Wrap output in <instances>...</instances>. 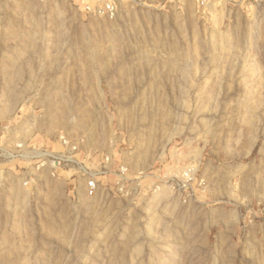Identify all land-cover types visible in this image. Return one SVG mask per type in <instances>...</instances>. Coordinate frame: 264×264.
<instances>
[{
	"label": "rangeland",
	"instance_id": "rangeland-1",
	"mask_svg": "<svg viewBox=\"0 0 264 264\" xmlns=\"http://www.w3.org/2000/svg\"><path fill=\"white\" fill-rule=\"evenodd\" d=\"M0 264H264V0H0Z\"/></svg>",
	"mask_w": 264,
	"mask_h": 264
},
{
	"label": "built area",
	"instance_id": "built-area-1",
	"mask_svg": "<svg viewBox=\"0 0 264 264\" xmlns=\"http://www.w3.org/2000/svg\"><path fill=\"white\" fill-rule=\"evenodd\" d=\"M111 9L112 8H111V6L109 4H105V7L104 8L103 7H97L95 9V13L102 14L103 12L108 11V10H111ZM110 14H112V13H110ZM61 139L63 140L64 138L62 137ZM63 142L66 143V140H63ZM41 155L42 154H38V156H41ZM86 188L88 189V192L90 194L95 193V189H94L95 188V181H94V179L91 178L89 181H87Z\"/></svg>",
	"mask_w": 264,
	"mask_h": 264
}]
</instances>
